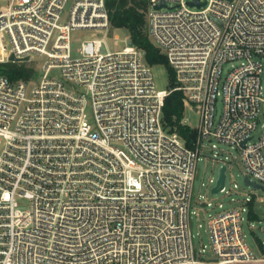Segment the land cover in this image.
<instances>
[{
  "label": "built area",
  "instance_id": "1",
  "mask_svg": "<svg viewBox=\"0 0 264 264\" xmlns=\"http://www.w3.org/2000/svg\"><path fill=\"white\" fill-rule=\"evenodd\" d=\"M146 22L171 90L133 45L89 40L73 57L72 32L111 27L105 0H0V65L41 62L35 81L0 74V264H264V241L243 230L264 189V0H148ZM172 92L199 115L192 147L163 123ZM213 141L261 188L227 189L220 160L230 208L218 204L196 250L192 218L212 206L193 209L196 165L225 152Z\"/></svg>",
  "mask_w": 264,
  "mask_h": 264
},
{
  "label": "rangeland",
  "instance_id": "2",
  "mask_svg": "<svg viewBox=\"0 0 264 264\" xmlns=\"http://www.w3.org/2000/svg\"><path fill=\"white\" fill-rule=\"evenodd\" d=\"M89 40H103L101 53L107 51H121L130 44L128 34L121 29H112L109 27V30L106 33L103 32L99 34L91 31H75L71 34L73 57L77 56L76 52L80 45L84 41ZM238 64L239 62H230L224 65L222 67V76H226L230 72L232 66H237ZM17 65H21L18 67H25L29 71L28 76L24 80H37V74H39L41 69V62L39 60H35L33 63H20ZM152 74L156 89L158 91H167L168 74L166 69L161 66L152 67ZM262 85H264V76H262ZM221 111L222 102L221 99H218L215 105V123L218 122V119L221 116ZM183 124L192 129H197L199 127V115L186 107L183 112ZM258 134L259 130L256 132V136ZM211 143H215L220 150L225 152L219 154L215 158L213 157L214 152H205L200 156V160L196 165V178L193 183V209H199L200 203L205 200L212 205L211 207L200 211L199 216H193L192 218L193 245L196 250L201 249L203 245L209 246L207 220L210 216H214L222 211L218 208V204H223V210L230 208V197L223 196L222 194L212 195L210 190L213 187V184H209V180L213 179L215 181L217 179L219 168L222 165L220 160H223L225 157L231 159L232 168L227 173V189L230 187L232 188L234 184H237L241 189H233L235 192H240L244 195L248 193L252 194V189L244 187L242 173L235 160L239 158V154L236 151L231 150L228 146L216 141ZM203 144L207 146L210 145V143L206 141H204ZM256 195L259 199H262V202L255 201L253 205V212L256 214L257 218L249 222H243V230L247 235V242L252 248L257 247L258 241H264V189L257 191ZM231 197L238 198V195L233 194ZM198 225H201L200 228ZM251 231L253 233H251Z\"/></svg>",
  "mask_w": 264,
  "mask_h": 264
},
{
  "label": "trees",
  "instance_id": "3",
  "mask_svg": "<svg viewBox=\"0 0 264 264\" xmlns=\"http://www.w3.org/2000/svg\"><path fill=\"white\" fill-rule=\"evenodd\" d=\"M105 8L112 29L124 30L130 43L144 53V59L150 67H164L168 74V90L175 87V79L164 55L150 42L146 22L148 0H105ZM17 64L0 65V74L11 80L25 79L28 69ZM183 94L170 93L164 101L162 109L163 123L172 132L182 137L188 147H192L197 133L183 124Z\"/></svg>",
  "mask_w": 264,
  "mask_h": 264
},
{
  "label": "water",
  "instance_id": "4",
  "mask_svg": "<svg viewBox=\"0 0 264 264\" xmlns=\"http://www.w3.org/2000/svg\"><path fill=\"white\" fill-rule=\"evenodd\" d=\"M229 1H231V0H229ZM163 6H164V3L162 2L156 8L159 9V8H161ZM129 45L131 46L132 44L130 43ZM28 60H29L28 57H26L24 59H16L13 55H11L10 58H9V61L13 62V63H24V62H28ZM225 170H226V168L224 166L219 169L218 177H217L215 186L211 189V194L212 195L218 194L219 191L223 188L224 182H225ZM244 184L247 185V186H251L254 189H260L261 188L259 185H255V184L249 183L247 178L244 179Z\"/></svg>",
  "mask_w": 264,
  "mask_h": 264
},
{
  "label": "crops",
  "instance_id": "5",
  "mask_svg": "<svg viewBox=\"0 0 264 264\" xmlns=\"http://www.w3.org/2000/svg\"><path fill=\"white\" fill-rule=\"evenodd\" d=\"M238 264H261V263H238Z\"/></svg>",
  "mask_w": 264,
  "mask_h": 264
}]
</instances>
